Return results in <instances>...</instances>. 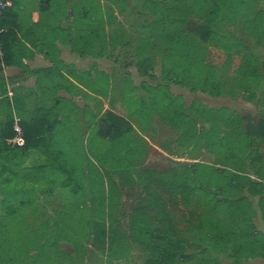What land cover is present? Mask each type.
<instances>
[{
	"label": "rangeland",
	"instance_id": "obj_1",
	"mask_svg": "<svg viewBox=\"0 0 264 264\" xmlns=\"http://www.w3.org/2000/svg\"><path fill=\"white\" fill-rule=\"evenodd\" d=\"M147 1L152 17L136 2L130 86L108 74L93 79L88 85L103 88L104 98L90 100L82 126L72 110L58 116L56 141L52 119L44 122L48 108L35 114L42 138L17 159L19 182L0 193V264H164V240L150 233L164 219L183 242L178 264H264V141L244 138L240 120L264 116V0ZM191 23H208L206 41ZM162 27L164 37L143 43L149 28ZM160 96L164 115L161 103L151 109ZM11 109L0 99V119ZM109 109L133 130L101 137L99 119ZM55 156L82 180L78 192L62 181ZM49 160L47 173L33 175ZM216 226L241 232L243 248L217 243Z\"/></svg>",
	"mask_w": 264,
	"mask_h": 264
},
{
	"label": "crops",
	"instance_id": "obj_2",
	"mask_svg": "<svg viewBox=\"0 0 264 264\" xmlns=\"http://www.w3.org/2000/svg\"><path fill=\"white\" fill-rule=\"evenodd\" d=\"M137 1L9 0L10 5L0 16V25L5 28L1 38L5 63L0 66V99L8 101L12 113L27 126L28 122L34 124L35 114L47 107L44 122L52 119L54 124L49 129L55 141L57 117L61 114L72 110L71 118L76 117L82 126L88 119L90 100L104 98L103 88L88 85L93 79L108 74L110 81L120 84L125 80L130 86L135 76V67L127 56L139 49ZM143 1L142 14L154 16L151 2ZM160 14L162 18L164 11ZM163 29L155 32L149 28L151 34L142 39L143 43H152L153 34L164 37ZM117 54L118 58H112ZM120 66H128V72ZM8 89L12 90L11 96ZM162 99L153 97L152 103H156L151 109L157 111L161 103L164 115Z\"/></svg>",
	"mask_w": 264,
	"mask_h": 264
},
{
	"label": "trees",
	"instance_id": "obj_3",
	"mask_svg": "<svg viewBox=\"0 0 264 264\" xmlns=\"http://www.w3.org/2000/svg\"><path fill=\"white\" fill-rule=\"evenodd\" d=\"M254 26H256L255 22H254ZM188 29L189 31L196 33L204 41L208 39L211 32L208 23H198V24L191 23L188 25ZM166 34H168L167 35L168 39L172 41L170 42V44H168V47L170 51L173 53L178 41L175 35L178 34L176 33L175 30H172L171 33L168 31ZM208 73L209 71L205 72V74L203 73L204 75L202 79L204 80V85L207 84V82L210 83V81L209 80L207 81L206 79V75ZM167 107L169 108L170 106L167 105ZM179 108L180 107L178 106V109ZM13 115L14 113H12V109H11V112L6 117L0 119V193L3 190V188L7 186H11L13 181L19 182V180L13 175L16 172L14 167L18 165L17 159L21 155H24L32 145H35L36 144L35 142L39 141L42 138V136H40V129H39L41 127V124L31 125L28 122V126L25 125V123L24 124L21 123L26 137L25 145L23 147H16L7 143V139L13 136V130H12ZM169 118L174 120L170 116ZM34 119L35 116L33 117V120ZM240 120L243 121L244 123L243 125L244 128L243 130L245 132V135H243L244 138L245 137L248 138L250 136H257L263 138L264 141V116L253 118L252 116L242 115ZM129 130H132V125L128 122V120H126L123 116L115 113L112 110H106L104 116L99 119V127L97 131L101 137L115 139L120 135L124 134V132ZM242 138L243 137H241L239 141L240 140L243 141ZM247 147L251 148V145L247 146L246 144V148ZM58 160H60V158L58 156H55L54 163L55 164L58 163ZM49 162H51V160H49L48 162H44L45 164H41L40 166H38L39 171H36V173L32 172L33 175L35 174V176H37L39 174V176H41L42 174L47 173V171L45 172L43 170H45V167ZM50 164L52 165V167L54 166L52 162ZM58 166L63 168L64 171L66 172V174L62 178V181L66 183V185L70 187L72 190L78 192L83 187L82 180L79 178V176L73 171V169L70 166H67L66 164L58 163L57 167ZM9 168L12 169L11 172H9ZM187 195L188 194L184 192L182 194V197L186 198ZM31 197L32 195L30 196V199ZM210 201L214 202L212 196L210 197ZM8 210L18 212L15 209H8ZM141 214H145V212L142 210ZM199 229H200V225H197L196 226L197 236L199 234L198 232ZM150 233L151 235H153V237L159 238L160 240H164V254H163L164 264H178L179 263L178 257H183L185 255L182 250L183 242L177 237L176 233L173 231V229L170 228L169 224L165 222V219H164V227L161 230H158V232H150ZM216 233L217 235L215 239L217 240V243L222 244L223 246H226L227 243H230L231 250L235 252H239L243 248L242 247L243 245L240 244V242L237 241L235 237V236L239 237L241 235V232L236 234L235 232H223L219 230L218 226H216ZM100 234L102 236L106 235L105 226H103L102 229L100 230ZM34 261L31 264H33Z\"/></svg>",
	"mask_w": 264,
	"mask_h": 264
},
{
	"label": "built area",
	"instance_id": "obj_4",
	"mask_svg": "<svg viewBox=\"0 0 264 264\" xmlns=\"http://www.w3.org/2000/svg\"><path fill=\"white\" fill-rule=\"evenodd\" d=\"M9 5H10L9 0H0V16L2 15L5 8L8 7ZM4 32H5V28L0 25V66H4L5 63L4 51L2 48V40H1ZM7 94L8 96H11L12 90L8 89ZM12 130H13V136L7 139V143L16 147H23L26 143V137L21 125V119L16 114L13 115Z\"/></svg>",
	"mask_w": 264,
	"mask_h": 264
}]
</instances>
